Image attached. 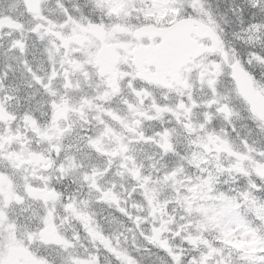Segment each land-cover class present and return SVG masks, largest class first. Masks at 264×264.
Instances as JSON below:
<instances>
[{"label": "flooded vegetation", "instance_id": "1", "mask_svg": "<svg viewBox=\"0 0 264 264\" xmlns=\"http://www.w3.org/2000/svg\"><path fill=\"white\" fill-rule=\"evenodd\" d=\"M155 8L44 0L29 11L0 0V264H79L99 251L118 264L144 254L146 184L151 198L167 188L158 181L166 177H143L147 167L190 157L173 143L183 118L203 123L199 136L214 144L220 54L183 68L179 81L149 82L156 68L138 50L155 35L149 26L160 27ZM205 151L218 154V143Z\"/></svg>", "mask_w": 264, "mask_h": 264}, {"label": "rangeland", "instance_id": "2", "mask_svg": "<svg viewBox=\"0 0 264 264\" xmlns=\"http://www.w3.org/2000/svg\"><path fill=\"white\" fill-rule=\"evenodd\" d=\"M160 1H164V0H154L155 5L157 6L158 2ZM258 4H261L264 6V0H259L256 3V5ZM248 34L249 32L241 33L240 31L239 33H235V37L238 38V44L248 43L247 42L248 37H246ZM213 96L215 98L217 97L220 100H224L223 90L220 88H218V90L214 88ZM231 104L234 106L233 116L231 118L223 119V121L220 122L219 129L221 128L222 131L218 133V138L220 141H223L226 144L229 141H231L234 145H237L240 149V154H242L241 156L242 158L239 160V162H236L235 159L227 161L226 157H229V156L225 149H221V151H219L220 153L218 154L219 163L221 164V166L224 165L225 167H227V170L228 168H233V167L235 169H238L237 171L242 175H246L247 178H251L255 176L256 182H258L259 177H261V179H264V160L261 158V155H264V152L261 153L260 151L257 150V148H264V143L263 142L260 143V139H258V133L259 132L264 133V130L259 129L256 131V129L253 128L251 125V120L245 117L243 112L241 113L239 110H237V107L234 105L233 102H231ZM204 141L207 144L211 142L210 139L208 138H207V141H206V138L204 139ZM243 142H245L247 145H241ZM245 158H248V159H245ZM243 159L245 160L242 161ZM224 163L227 165H225ZM233 175L234 174L229 173V175H227L226 177L227 178L226 181L234 180L235 177L232 178ZM193 196H194V193H193ZM180 199H181L180 201L181 205H186L187 211L189 213L192 212L195 207H194V202L190 201L191 195L188 197L189 201L185 199L184 197H181ZM225 209H227L228 212H231L230 214L231 218L235 217L236 214H234L232 210L229 209V203H226ZM143 210L144 211L147 210L145 206L143 207ZM150 210H151V207H150ZM140 214L142 213L140 211H137L136 217H138V215ZM148 215L150 216V214ZM140 218H142L141 224H145V222H147L145 214L144 216L142 215V217L140 216ZM231 218H228V219L224 218L223 224L229 223V225L233 229V227H235L237 223H239V220L235 218L236 221L235 220L233 221L231 220ZM253 219H255L257 223H259V225L261 226L263 230V225H264L263 211L262 210L256 211L255 218ZM167 226H169V224H167L166 227ZM246 234L247 236L248 235L250 236L249 233H246ZM246 234L244 233L242 235L241 241L245 243V246L247 247L248 251L253 252V254L255 255L256 253L254 251L258 250L259 248H262L263 243L262 244L260 243L257 247H255V244H253L251 238L249 236L248 238L245 236ZM253 258L255 259L256 256H253Z\"/></svg>", "mask_w": 264, "mask_h": 264}, {"label": "water", "instance_id": "3", "mask_svg": "<svg viewBox=\"0 0 264 264\" xmlns=\"http://www.w3.org/2000/svg\"><path fill=\"white\" fill-rule=\"evenodd\" d=\"M234 72V78L236 80V83H238L240 93L244 94L250 105H252V110L260 116L255 105L254 94H252L253 91H251L253 90L252 83L249 81L247 75L239 71L237 68L234 70Z\"/></svg>", "mask_w": 264, "mask_h": 264}, {"label": "trees", "instance_id": "4", "mask_svg": "<svg viewBox=\"0 0 264 264\" xmlns=\"http://www.w3.org/2000/svg\"><path fill=\"white\" fill-rule=\"evenodd\" d=\"M261 201H264V194L259 195Z\"/></svg>", "mask_w": 264, "mask_h": 264}]
</instances>
